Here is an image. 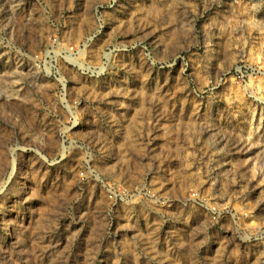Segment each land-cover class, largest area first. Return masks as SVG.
Returning a JSON list of instances; mask_svg holds the SVG:
<instances>
[{"label":"rangeland","instance_id":"obj_1","mask_svg":"<svg viewBox=\"0 0 264 264\" xmlns=\"http://www.w3.org/2000/svg\"><path fill=\"white\" fill-rule=\"evenodd\" d=\"M0 264H264V0H0Z\"/></svg>","mask_w":264,"mask_h":264}]
</instances>
